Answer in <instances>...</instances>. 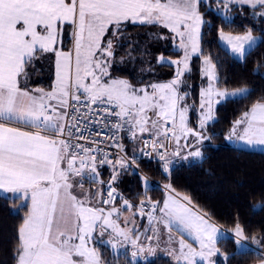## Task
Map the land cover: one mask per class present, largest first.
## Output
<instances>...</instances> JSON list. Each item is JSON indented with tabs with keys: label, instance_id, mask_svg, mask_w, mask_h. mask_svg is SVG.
Masks as SVG:
<instances>
[{
	"label": "snow or ice",
	"instance_id": "1",
	"mask_svg": "<svg viewBox=\"0 0 264 264\" xmlns=\"http://www.w3.org/2000/svg\"><path fill=\"white\" fill-rule=\"evenodd\" d=\"M214 5L224 14L218 39L237 59L264 45V29L259 36L251 28L239 35L224 30L236 6L264 22V0H0V192L26 210L15 264H109L102 251L119 264L121 249L130 252L125 264H149L161 247L173 264H219L220 257L229 264L218 246L221 236L232 240L237 253L249 251L239 223L231 234L222 233L190 200L145 196L133 204L116 187L138 162L137 152L155 159L166 180L173 157L202 159L212 139L213 105L249 95L243 87L221 88L218 65L203 50V30H211L205 16ZM130 27L171 42L177 58H156L160 67L174 69L170 79L132 82L113 75L116 64L132 62L139 50ZM124 41L127 51L117 59ZM194 58L201 61L198 106L188 103ZM42 65L50 76L47 88L30 85L33 75H43ZM225 138L264 147V95ZM103 168L110 169L107 183ZM133 174L146 186L145 177ZM164 187L174 192L170 184ZM145 216L149 226L141 231L135 220ZM252 240L257 247L251 251L264 264V245Z\"/></svg>",
	"mask_w": 264,
	"mask_h": 264
},
{
	"label": "trees",
	"instance_id": "2",
	"mask_svg": "<svg viewBox=\"0 0 264 264\" xmlns=\"http://www.w3.org/2000/svg\"><path fill=\"white\" fill-rule=\"evenodd\" d=\"M215 8L214 5L211 16H205V19L211 22V30L208 27L203 30L205 33L203 50L218 65L221 88L235 90L243 87L248 90L249 95L243 100L223 102L216 106L215 119L208 124V135L212 139L210 142H205L202 159L180 160L171 166L167 180L161 174L156 162L138 161L132 171L120 176L116 187L121 196L129 199L133 204H139L140 199L145 196L153 201L162 200L165 195L164 185L170 184L173 193L186 197L187 201L190 200L195 210L206 215L227 234H231L235 225L239 223L244 229L245 236L248 237L245 243L249 251L237 253L232 240L225 239L224 236L220 238L221 242L218 246L229 258V264H256L260 259L251 251L257 247L252 238L261 241L264 245V151L238 148L234 143L230 144L225 137L231 124L240 114L252 102L264 95V45L252 51L246 60L234 58L217 41V30L221 27L220 21L224 19V14H218ZM227 17L231 24L224 30L228 33H244L251 28L253 34L260 35V30L264 29V22L254 18L250 10H240L239 6L229 11ZM128 35L136 38L139 50L134 54L135 59L132 62L124 63V69L115 67V72L119 73L118 70H123L121 74L133 82L143 75L146 81L170 79L174 69L160 67L156 64V58L160 54L177 58L171 42H157L153 32L146 28L130 27ZM124 45L119 50L118 59L127 51V41H124ZM145 52L150 54H143ZM150 67L153 69L151 72L148 71ZM42 68L43 75L40 78H38L40 72L33 75L30 85L48 87L50 83L48 67L42 65ZM191 68V78L188 82H191L192 88L189 92L191 100L197 103L201 61L194 58ZM141 69L144 71L142 72ZM190 125H196L194 119H190ZM131 148L132 145H127L129 155ZM101 170L106 180L110 169ZM133 172L146 178V186L142 185L139 177ZM25 216V209L18 208L12 199L0 196V264H15L13 257L17 229ZM260 251H264V246ZM129 253L121 252L119 264H125V255L130 257ZM102 255L109 264H117L112 260L110 251H102ZM218 261L219 264H223L222 257L218 258ZM149 264H173V262L163 255L161 249H158V255L149 257Z\"/></svg>",
	"mask_w": 264,
	"mask_h": 264
},
{
	"label": "rangeland",
	"instance_id": "3",
	"mask_svg": "<svg viewBox=\"0 0 264 264\" xmlns=\"http://www.w3.org/2000/svg\"><path fill=\"white\" fill-rule=\"evenodd\" d=\"M228 33V32H227ZM231 34H233V35H239V34H243V33H231ZM254 36H259V35H256V34H253ZM217 41H218V43H219V45L221 46V47H223L224 49H226L234 58H236L232 53H231V51H230V48H229V46H227L226 44H224V43H222V42H220L219 41V39H218V35H217ZM168 42V41H167ZM170 43V42H169ZM255 46V45H254ZM253 46V47H254ZM118 59V58H117ZM237 59V58H236ZM117 66H120V64H116L115 65V67L116 68H118ZM201 69V68H200ZM113 75H115V76H119V77H121V78H125V79H128V78H126L123 74H120V73H117V72H113ZM42 75H39L38 76V78H40ZM141 77H143L144 78V75L143 76H141ZM141 77H138L137 79H136V81L138 80V79H140ZM131 81V80H130ZM133 82V81H132ZM199 91H200V86H201V83H202V81H201V79H200V77H199ZM188 84L191 86L190 87V89L192 88V84H191V82H188ZM190 89H189V91H190ZM229 92H232V91H234V90H228ZM193 101L191 100V96L189 95V99H188V103H192ZM198 102H199V94H198ZM198 102H197V106H198ZM216 106L217 105H213V108H214V111H215V108H216ZM194 115V116H193ZM190 119H194V121L196 122L197 121V114L195 113V112H193V113H190ZM212 122V121H211ZM211 122H209V123H211ZM233 141L235 142V145L237 146V147H241V148H244V149H249V150H259V151H262V150H264V147H257V148H255V149H253V148H250V147H245L244 146V144L242 143V142H240V141H237L235 138H233ZM171 150V149H170ZM176 160H179L180 161V159H178V157H176L175 158ZM175 161V160H174ZM178 161V162H179ZM175 163V162H174ZM109 175H110V171H109ZM109 175H108V177H107V179H106V181L109 179ZM106 181H105V183H106ZM94 191V190H93ZM169 192L168 191H166L165 190V194H168ZM172 194H175L176 195V193H172ZM122 219H123V217H122ZM144 220H145V223H144V227H143V229L145 228V227H148L149 225H148V221H147V217L145 216L144 218H143ZM222 232V231H221ZM174 233L175 232H173V235H174ZM222 233H224V232H222ZM176 234V233H175ZM176 236H178L179 237V235L177 234ZM174 237V236H173ZM161 250H163L162 249V247L160 248ZM163 252L165 253L164 255H165V257H169L167 254H166V252L163 250ZM157 253H158V250H157ZM150 257V256H149Z\"/></svg>",
	"mask_w": 264,
	"mask_h": 264
},
{
	"label": "crops",
	"instance_id": "4",
	"mask_svg": "<svg viewBox=\"0 0 264 264\" xmlns=\"http://www.w3.org/2000/svg\"><path fill=\"white\" fill-rule=\"evenodd\" d=\"M119 53V52H118ZM120 55V54H119ZM123 66H124V64H120V66H117V67H119V69H124L123 68ZM115 67V66H114ZM119 71V73L121 74V73H123V70H118ZM228 142L231 144H233L234 143V145H235V142L233 141V139L232 140H228ZM236 146V145H235ZM238 148H241V147H238ZM244 149V148H243ZM247 150H249V149H247ZM171 151V150H170ZM262 151H264V150H262ZM176 157H173V159L175 160V163H173V165L174 164H176L179 160H176L175 159ZM179 159V158H178ZM190 159H192V158H190ZM195 159V158H194ZM101 176H102V179H103V181L105 182L106 180L104 179V173H103V170H101ZM97 187H99V185H96V186H91V190L93 191H95L96 190V188ZM89 189H90V186L88 185V184H85V187H84V191L85 192H88L89 191ZM173 193V192H172ZM171 193V195L168 193V194H165L164 195V197H163V199L165 198V197H168L169 199H171L173 196H175V197H177V198H179L180 199V201L181 202H183V203H185V204H187V200H184V198L182 197V196H180V195H175V194H172ZM0 196H2V197H7V198H10L11 199V196H12V194H10V193H3V192H0ZM191 206V205H190ZM192 207V206H191ZM193 208V207H192ZM193 210L194 211H196V212H199V211H197V210H195L194 208H193ZM200 213V212H199ZM201 214V213H200ZM127 216H131V213H127ZM213 223V222H212ZM214 224V223H213ZM216 225V224H215ZM135 226L136 227H138V228H140V230L141 231H143V227H144V224H143V219H141V218H137L136 220H135ZM219 227V226H218ZM219 229L222 231V232H224V233H227L224 229H222V228H220L219 227ZM166 235V234H165ZM177 234H175L174 233V239L175 240H179V238L180 237H178V236H176ZM221 237H223V236H221ZM220 237V238H221ZM163 249V248H162ZM123 251H126L125 249H121L120 250V252H123ZM162 252H163V250H162ZM130 254V253H129ZM165 253L163 252V255H164ZM156 255H158V253L156 252V254L154 255V256H150V258L152 257H155ZM170 260H171V257H168ZM256 264H261V262H258V263H256Z\"/></svg>",
	"mask_w": 264,
	"mask_h": 264
},
{
	"label": "built area",
	"instance_id": "5",
	"mask_svg": "<svg viewBox=\"0 0 264 264\" xmlns=\"http://www.w3.org/2000/svg\"><path fill=\"white\" fill-rule=\"evenodd\" d=\"M113 152H115V151H117L116 149H113L112 150ZM169 151H170V149H169ZM137 160L138 161H141V162H156V160L155 159H153V158H151V157H148V156H144V157H140V154H139V152H137ZM174 160V159H173ZM175 162V161H174ZM134 166V165H133ZM108 182V180L106 181V183Z\"/></svg>",
	"mask_w": 264,
	"mask_h": 264
},
{
	"label": "water",
	"instance_id": "6",
	"mask_svg": "<svg viewBox=\"0 0 264 264\" xmlns=\"http://www.w3.org/2000/svg\"><path fill=\"white\" fill-rule=\"evenodd\" d=\"M166 58H168V59H176V58H170V57H166Z\"/></svg>",
	"mask_w": 264,
	"mask_h": 264
}]
</instances>
